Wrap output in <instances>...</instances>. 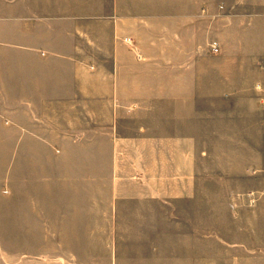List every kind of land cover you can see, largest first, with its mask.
I'll use <instances>...</instances> for the list:
<instances>
[{
  "label": "crops",
  "instance_id": "0c3cea01",
  "mask_svg": "<svg viewBox=\"0 0 264 264\" xmlns=\"http://www.w3.org/2000/svg\"><path fill=\"white\" fill-rule=\"evenodd\" d=\"M205 1L0 0V197L21 241H75L77 252L58 257L98 264L83 248L94 224L132 214L166 226L142 238L162 244L135 249L134 264H264V185L206 184L237 174L204 164L254 144L237 136L241 113L246 130L260 114L263 142L264 51L253 50V16L221 8L209 43L220 53L193 48ZM262 166L245 174L264 175ZM194 220L191 232L169 227ZM107 239L116 241L109 264H120L119 234ZM41 245L22 257L39 262Z\"/></svg>",
  "mask_w": 264,
  "mask_h": 264
},
{
  "label": "rangeland",
  "instance_id": "374dc122",
  "mask_svg": "<svg viewBox=\"0 0 264 264\" xmlns=\"http://www.w3.org/2000/svg\"><path fill=\"white\" fill-rule=\"evenodd\" d=\"M160 1L157 2L159 4ZM206 13L205 16L201 19V22L193 23V25H201V29L198 33L195 34L199 36L197 42L192 44L193 48L201 51L206 48L203 52V55H212L209 47V43L212 41L213 33H212V21L213 11L215 8H221L224 11L228 10H237L238 13H246L252 15L253 19V36L257 40V45L259 48L253 49L258 50L259 52L264 51V17L255 16V15H263L264 14V0H206L205 1ZM208 9L211 10L208 13ZM248 16V17H249ZM181 18H174L173 25V37L174 43H180L179 41V24ZM258 20V21H257ZM195 32V31H193ZM255 57V56H254ZM259 57V56H257ZM256 58V57H255ZM264 61V55H262L261 59L258 60ZM254 75L259 74V71L254 70ZM245 98L240 97L236 99V105L243 106L245 104ZM255 104V102L253 101ZM257 104L259 101L257 100ZM251 116H247L251 120V129L247 125H245V116L244 113H241L237 119V136H248L252 135L254 138L253 145L246 144H238L236 145V160H230L228 158V154H218L217 160L213 161L212 159L205 160V169L213 168V166H219L222 169L226 170H234L236 176H222L221 178H213L212 176L205 177L206 184H222V185H234L237 187V191H245L250 188L256 189L260 188L264 185V175H261L259 172L254 173L253 175H246L245 172L248 169L259 170L260 167H263L264 161H261V158H264V135L263 142H260V137L262 136V132L260 130V114L252 113ZM219 147V146H218ZM221 148L229 147V146H220ZM10 212L7 209L6 203L0 197V264H68L65 261H62L58 256L60 252H68V249L76 251V244L78 242L75 241H53L46 240L43 242L36 241H21L19 235V225H10L7 224V215ZM196 209H188V214L195 217ZM98 212H95L94 215H97ZM142 216V215H141ZM127 222L124 225L119 226H102L99 224H94V239L91 242H86L84 249H86V253H92V262L98 264H109L108 252L114 249L113 244L115 245L116 241L114 240H106V236L109 238H113L118 233L120 236L119 247L121 250L120 264H134V256L133 251L138 250L142 245L149 244L152 247H159L158 245L162 244L161 241L158 240H149L143 241L145 235L152 234H160L166 232V226L163 223L158 224H140L134 222L133 215H129L127 217ZM185 220H187V216L185 215ZM178 221V220H177ZM212 220L206 216L205 220V228L206 233H211L212 229ZM171 228V232L173 234L183 232H191L195 230L196 223L194 220L193 224L185 223L184 225L173 224V226H169ZM17 230V231H16ZM179 242L176 241V244ZM44 244V256L40 258L39 262H36L35 257H22L23 253L34 254L37 245ZM115 247V246H114ZM206 250L211 251L213 248L212 241H206ZM65 250V251H63ZM77 252V251H76ZM88 259L89 257L86 256ZM81 259V258H79ZM208 259H212L211 257ZM75 261V259H73ZM78 261V260H76ZM210 264V263H209Z\"/></svg>",
  "mask_w": 264,
  "mask_h": 264
},
{
  "label": "built area",
  "instance_id": "2783aa9c",
  "mask_svg": "<svg viewBox=\"0 0 264 264\" xmlns=\"http://www.w3.org/2000/svg\"><path fill=\"white\" fill-rule=\"evenodd\" d=\"M126 41L129 42L131 40L127 38ZM210 47L214 54H219L221 51L220 43L218 41H213Z\"/></svg>",
  "mask_w": 264,
  "mask_h": 264
}]
</instances>
